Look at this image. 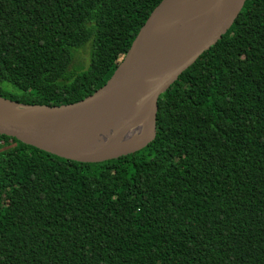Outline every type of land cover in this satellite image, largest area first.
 Masks as SVG:
<instances>
[{
  "label": "trees",
  "instance_id": "obj_1",
  "mask_svg": "<svg viewBox=\"0 0 264 264\" xmlns=\"http://www.w3.org/2000/svg\"><path fill=\"white\" fill-rule=\"evenodd\" d=\"M159 2L0 0V97L86 98ZM87 43V68L70 72ZM12 140L0 151V264H264V0H246L159 95L145 148L85 163Z\"/></svg>",
  "mask_w": 264,
  "mask_h": 264
},
{
  "label": "water",
  "instance_id": "obj_2",
  "mask_svg": "<svg viewBox=\"0 0 264 264\" xmlns=\"http://www.w3.org/2000/svg\"><path fill=\"white\" fill-rule=\"evenodd\" d=\"M245 1L160 0L110 78L86 98L50 107L0 97V135L85 163L116 160L145 148L156 134L159 95L221 38ZM134 126L139 130L133 137L117 144Z\"/></svg>",
  "mask_w": 264,
  "mask_h": 264
},
{
  "label": "rangeland",
  "instance_id": "obj_3",
  "mask_svg": "<svg viewBox=\"0 0 264 264\" xmlns=\"http://www.w3.org/2000/svg\"><path fill=\"white\" fill-rule=\"evenodd\" d=\"M91 51V46L90 43H87L83 47L79 49H75L74 53V58L72 60V63L69 67V71L73 72L74 70L78 71L81 68H87L88 63H89V55ZM3 87L11 90L12 86L8 83L2 82L1 83ZM8 149V148H6ZM4 149V150H6Z\"/></svg>",
  "mask_w": 264,
  "mask_h": 264
},
{
  "label": "bare ground",
  "instance_id": "obj_4",
  "mask_svg": "<svg viewBox=\"0 0 264 264\" xmlns=\"http://www.w3.org/2000/svg\"><path fill=\"white\" fill-rule=\"evenodd\" d=\"M5 104H6L5 106L7 108H9V109H14L15 108V106L10 104V103H5ZM138 130H139V127L137 128V126H134L132 129L128 130L127 132H125L123 135H121L119 137V139L116 141L117 144H120V143L124 144V142L127 141V140H130L133 137V135L135 134V132L138 131ZM100 148L101 147L93 149V151L100 150ZM102 148H103V146H102Z\"/></svg>",
  "mask_w": 264,
  "mask_h": 264
},
{
  "label": "built area",
  "instance_id": "obj_5",
  "mask_svg": "<svg viewBox=\"0 0 264 264\" xmlns=\"http://www.w3.org/2000/svg\"><path fill=\"white\" fill-rule=\"evenodd\" d=\"M13 146H15V144L12 139L9 140L7 143L5 140H0V151H3L6 148H11Z\"/></svg>",
  "mask_w": 264,
  "mask_h": 264
}]
</instances>
